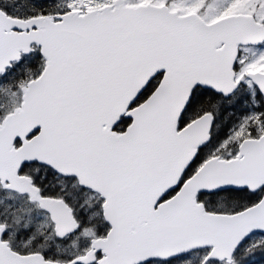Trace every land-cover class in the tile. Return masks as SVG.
<instances>
[{
  "label": "water",
  "instance_id": "95a60500",
  "mask_svg": "<svg viewBox=\"0 0 264 264\" xmlns=\"http://www.w3.org/2000/svg\"><path fill=\"white\" fill-rule=\"evenodd\" d=\"M263 43L264 24L249 14L207 23L198 13L126 0L26 20L0 9V75L33 45L45 59L42 74L22 89L20 106L0 122L2 189L28 195L50 215L59 239L74 235L80 224L73 209L43 197L21 174L25 164L44 165L100 195L111 226L86 255L56 262L14 251L0 224V264H148L206 248L212 249L206 261L231 263L247 239L264 235V195L235 214L209 212L198 198L264 188V134L243 140L233 159L211 157L175 196L156 205L179 188L211 141L210 112L179 129L194 90L231 97L241 85L235 71L240 48ZM159 75L153 93L135 105ZM247 77L264 98V73ZM122 118L131 123L118 132ZM100 251L104 257L97 260Z\"/></svg>",
  "mask_w": 264,
  "mask_h": 264
},
{
  "label": "trees",
  "instance_id": "16d2710c",
  "mask_svg": "<svg viewBox=\"0 0 264 264\" xmlns=\"http://www.w3.org/2000/svg\"><path fill=\"white\" fill-rule=\"evenodd\" d=\"M135 1L131 5H136ZM0 9L6 12L9 16L26 19L32 16L48 15L56 16L67 11H63L55 0H0ZM42 56L38 53L29 57H24L18 63L7 71L4 76H0V122L13 109L21 104L22 88L30 81L40 76L43 68ZM161 80V75L157 76L140 95L135 105L144 102L156 89ZM212 112L215 116L214 128L212 131V139L199 154L195 162L188 168L184 174L181 183L186 182L193 176L199 167L215 153L217 156H222L226 159L235 157L238 153L239 145L229 144L227 147H222L223 143L228 140L232 131L239 125L240 121L248 118L247 137L258 138L264 134V100L257 90L247 84H242L241 87L228 99L211 90L198 88L193 92L190 102L180 120V128L188 125L192 120L202 114ZM259 115L258 119L254 118ZM131 120L122 118L116 126V131L124 132L130 125ZM261 125L263 130H258L257 126ZM17 146L20 142L16 143ZM21 174L32 178L35 186H37L42 195L55 196L63 198L68 204L73 205V210L78 214L80 221V187L77 185L75 178H63L55 173L51 168L40 165L30 164L24 165L21 169ZM175 192L167 194L166 198H171ZM264 189L251 193L248 190L242 191H225L214 194H202L199 200L205 203L209 211L217 213H235L242 211L257 204L263 197ZM13 194L3 190L0 187V222L6 221L1 212H5L10 221H6L10 230L18 233V239L22 241L28 240L33 235H27L26 230L22 229L27 225L28 214L35 215L43 214L36 204L27 202V197L13 196L22 198L26 203L19 202L20 206L17 209L15 206L16 199L10 197ZM33 215V216H34ZM47 219V216H46ZM33 220V219H32ZM49 221V218L47 219ZM101 220V217L96 219ZM19 222V223H18ZM21 228V229H20ZM35 242L33 246H27L20 242L9 241V235H5L4 240L10 243L12 249L16 252L25 254L27 252H44L49 258L51 252L50 243L40 240V236L33 235ZM208 250H202L197 253L186 256L176 261L168 263H153V264H202ZM80 255V251L75 252V256L68 254L56 255L58 261L71 260ZM186 260V263H184ZM212 264H224L214 262ZM234 264H264V236H253L245 241L237 250L234 256Z\"/></svg>",
  "mask_w": 264,
  "mask_h": 264
},
{
  "label": "rangeland",
  "instance_id": "374dc122",
  "mask_svg": "<svg viewBox=\"0 0 264 264\" xmlns=\"http://www.w3.org/2000/svg\"><path fill=\"white\" fill-rule=\"evenodd\" d=\"M135 1L137 4H146L150 3L157 6L166 5L170 8L171 11H175L180 15H186L189 13H198L207 23L214 22L220 18H223L228 15L233 14H250L254 15L256 19L262 23H264V0H126L127 4H131V2ZM114 0H55V3L62 8L63 11L67 10H77L80 12H85L92 9H97L102 6L112 4ZM243 59L247 61L245 64V72L253 70L255 68H263L264 67V47L263 48H247V50L244 51ZM241 62H242V56H241ZM244 72V74H245ZM243 74V76H244ZM242 80V78H241ZM244 81L247 83L248 86L254 87L249 83L247 79L244 78ZM259 115H255L254 118L258 119ZM249 120L248 118L241 120L239 125L232 131L230 137L228 140H226L222 147H227L229 144H237L239 145L240 142L244 137H247L249 132L247 131V124ZM261 125H258V130H263L261 128ZM78 185V183H77ZM13 194V193H11ZM91 194L89 193H80V198L82 200H87ZM13 196H17L16 194H13ZM10 196L14 199H16V208L19 209L18 206H20L19 202L26 203L22 198H16ZM76 198V200L80 199ZM27 202H30L29 199H27ZM93 207V206H92ZM90 213V218L86 217L88 220L87 222H92L99 218V214L95 213L96 208L93 207L91 210V207L87 208ZM95 213V214H94ZM1 214L4 215L6 221H10V217L4 212H1ZM34 215V214H33ZM28 214L27 218V225L23 227L22 229L26 230V234L29 228H33L34 232L39 229L36 232H39L42 229V235L39 233H36L38 236L47 238L52 242L53 246H56V255L60 254H68L71 256H75V252L77 250L83 251L86 246L89 245L90 240L93 238L95 233L97 232V229H89L86 231H83L80 235V232L73 236V238L68 241H64V243H60L57 241H54L53 234H49L51 231L50 222L46 219V213L40 214L37 213L34 216ZM33 219V220H32ZM6 221H2V223L7 224ZM95 222V221H94ZM19 223V222H18ZM8 225V224H7ZM21 229V228H20ZM21 232V230L15 232L12 230L9 235V241L11 240L13 242H20L21 244L25 241H22L18 239V234ZM34 232H31L34 233ZM43 239V240H47ZM35 238H30V241L34 242ZM47 240V241H48Z\"/></svg>",
  "mask_w": 264,
  "mask_h": 264
},
{
  "label": "flooded vegetation",
  "instance_id": "af4514ba",
  "mask_svg": "<svg viewBox=\"0 0 264 264\" xmlns=\"http://www.w3.org/2000/svg\"><path fill=\"white\" fill-rule=\"evenodd\" d=\"M40 16V15H39ZM46 16V15H45ZM33 17H37V16H32V17H29V18H26V19H30V18H33ZM26 19H24V20H26ZM256 47V46H255ZM264 47V44H262V45H260V46H258V47H256V48H263ZM242 48H246V47H241L240 48V55H239V58H238V60H237V62H236V65H235V71H236V80L237 81H240V83H241V85L242 84H247L245 81H244V78L245 79H247L248 81H249V83H252V81H251V79L250 78H248L247 77V74L249 73V72H262V73H264V67L263 68H255V69H253V70H250V71H247V72H245V64L247 63V61H245V59H243V54H242V52H243V49ZM36 53H38V54H40L41 55V49L38 47V46H36V45H33V47H32V52H31V54L29 55V56H31V55H35ZM29 56H25V55H23V57L22 58H24V57H29ZM42 56V55H41ZM241 56H242V62H241ZM42 59H44L43 57H42ZM22 60V59H21ZM44 66H45V61L43 62V68H42V70H41V73H42V71H43V69H44ZM244 72H245V74H244ZM243 74H244V76H243ZM161 77H162V75H161ZM241 78H242V80H241ZM253 84V83H252ZM241 85H240V87H241ZM253 87H254V84L252 85ZM255 88V87H254ZM257 88V87H256ZM255 88V89H256ZM198 89V88H197ZM239 89V88H238ZM237 89V90H238ZM196 90V89H195ZM194 90V91H195ZM236 90V91H237ZM257 90V89H256ZM235 93V92H234ZM233 93V94H234ZM232 94V95H233ZM260 94V93H259ZM193 95V94H192ZM230 98V97H229ZM228 99V98H227ZM210 113H212V112H210ZM184 114V113H183ZM213 114V113H212ZM203 115V114H202ZM183 116V115H182ZM213 116H214V114H213ZM200 117V116H199ZM182 118V117H181ZM198 118V117H197ZM196 118V119H197ZM181 120V119H180ZM195 120V119H194ZM194 120H192L191 122H193ZM190 122V123H191ZM189 123V124H190ZM214 123H215V116H214ZM188 124V125H189ZM187 126V125H186ZM185 126V127H186ZM184 128V127H183ZM213 128H214V125H213ZM179 129H182V128H180V123H179ZM212 131H213V129H212ZM211 139H212V133H211ZM205 147V146H204ZM204 147H202L201 149H203ZM200 149V150H201ZM199 150V151H200ZM198 154H199V152H198ZM198 156V155H197ZM214 156H217V154L215 153L213 156H211V157H214ZM210 157V158H211ZM222 157V156H221ZM197 158V157H196ZM196 158H195V160H196ZM209 158V159H210ZM195 160L192 162V164L195 162ZM207 161V160H206ZM205 161V162H206ZM204 162V163H205ZM203 163V164H204ZM191 164V165H192ZM202 164V165H203ZM191 165H189V167L191 166ZM201 165V166H202ZM201 166L199 167V169L201 168ZM188 167V168H189ZM188 168H187V170H188ZM198 169V170H199ZM186 170V171H187ZM197 170V171H198ZM186 171H185V173H186ZM184 173V174H185ZM197 173V172H196ZM195 173V174H196ZM194 174V175H195ZM193 175V176H194ZM184 176V175H183ZM192 177V176H191ZM190 177V178H191ZM183 178V177H182ZM189 178V179H190ZM182 181V180H181ZM185 183V182H184ZM182 186V183L180 182V186H179V188L177 189V190H175V191H171V192H168L167 194H169V193H172V192H175L174 193V195L173 196H175L176 195V193L179 191V189H180V187ZM247 190V189H246ZM260 190H262V189H260ZM259 190V191H260ZM80 191L81 192H85V193H89V194H91L90 196H89V198L87 199V200H82L81 198H80V208H78L79 209V212H80V221H79V219H78V214H76L75 213V211H74V214H75V217H76V219H77V221L79 222V224H80V229L78 230V232L77 233H75L74 235H71V236H68V237H66L65 239H59L57 236H56V233H55V226H54V224H53V222L51 221V218H50V215L49 214H46L47 215V219L49 218V222H50V229H51V231L49 232V234H53V236H54V241H57V242H60V243H64V241H66V240H68V241H70L72 238H73V236H75L76 234H78L79 232H80V235L82 234V232L83 231H86V230H89V229H97V232L95 233V235L93 236V238L90 240V243H89V245L88 246H86L85 247V249L83 250V251H80V255L79 256H77V257H82V256H84V255H86L89 251H91V245H92V241L94 240V239H98V238H104V237H106L107 236V234L109 233V231L111 230V226L106 222V220H105V218H104V214H103V204H104V202H105V200L104 199H102L101 198V196L100 195H98V194H96V193H94V192H92L91 190H89V189H86V188H83V187H80ZM231 191V190H230ZM232 191H234V190H232ZM242 191V190H241ZM249 191V190H248ZM223 192H225V191H223ZM258 192V191H257ZM217 193H220V192H217ZM251 193H256V192H251ZM167 194L164 196V197H162L160 200H159V202L157 203V205H156V207H158V205L159 204H161V203H163V202H165L166 200H168V199H171V198H166V196H167ZM214 194V193H213ZM200 195H202V194H200ZM199 195V196H200ZM43 197H50V198H55V199H63V198H59V197H55V196H51V195H48V196H44L43 195ZM199 199V198H198ZM64 200V199H63ZM200 201V200H199ZM200 202H202V201H200ZM204 203V202H203ZM205 204V203H204ZM37 205V204H36ZM71 207H72V209L74 208L73 207V205L70 203L69 204ZM256 205V204H255ZM38 206V205H37ZM95 207L96 208V212L95 213H98L99 214V217H101V220H99V221H97V220H94V221H92V222H87L88 220L86 219V217H88V218H90L89 216H90V211L89 210H87V208H89V207H91V210H92V208L93 207ZM254 206V205H253ZM206 207V206H205ZM251 207V206H250ZM206 210L207 211H209L207 208H206ZM209 212H212V211H209ZM239 212H242V211H239ZM239 212H235V213H239ZM94 213V214H95ZM212 213H217V212H212ZM235 213H220V214H235ZM43 214H45V213H43ZM1 225H5L6 227H7V232L5 233V235H10L11 233L10 232H12L11 230H10V227L7 225V224H4V223H0ZM39 229H37L36 231H38ZM34 232V230H33V228H29V230L27 231L28 233H27V235L29 236V235H31V232H34L33 233V235L34 234H36V233H39L40 235H42V229L39 231V232ZM5 235H4V237H5ZM12 235V234H11ZM33 235H31L29 238H28V240H26L25 241V244L27 245V246H33V244H34V242H35V240H34V242H32V241H30V238H32V237H34ZM43 239H47V238H43V237H40V240H43ZM48 240V239H47ZM43 240L44 242H49L50 243V248H51V252L49 253V256L51 257V258H49L47 255L45 256V254H44V252H37V251H34V252H27V253H25L24 255H26V254H34V253H40V254H42L44 257H45V259L46 260H48V261H56V262H58V260H56L55 259V253H56V249H57V247L56 246H53L52 245V242L50 241V240ZM240 248V246L238 247V249ZM237 249V250H238ZM202 250H208V252H207V254H206V256L204 257V261H203V263L202 264H212V263H214V262H217V263H224V264H234V256H235V254H236V252H237V250H236V252L234 253V256H233V261L231 262V263H229L228 262V260H225V261H218V260H209V261H206V259H207V257L209 256V254H210V252H211V250L212 249H208V248H206V249H202ZM202 250H197V251H194V252H192V253H189V254H186V255H182V256H179V257H177V258H175V259H172V260H169V261H161V260H153L152 262H150V263H148V264H153V263H156V262H161V263H168V262H171V261H176V260H178V259H181V258H186V256H188V255H191V254H194V253H197V252H199V251H202ZM102 257H104V254L100 251V252H98V253H96V258H97V260H100ZM76 258V257H75ZM73 259V258H72ZM71 259V260H72ZM71 260H68L67 262H70ZM187 261H189V260H186L184 263H186ZM59 262H61V261H59ZM63 262V261H62ZM65 262V261H64ZM95 264H97V263H95Z\"/></svg>",
  "mask_w": 264,
  "mask_h": 264
}]
</instances>
